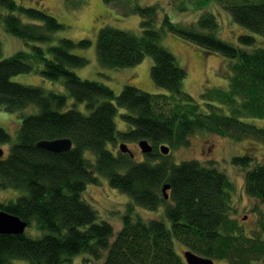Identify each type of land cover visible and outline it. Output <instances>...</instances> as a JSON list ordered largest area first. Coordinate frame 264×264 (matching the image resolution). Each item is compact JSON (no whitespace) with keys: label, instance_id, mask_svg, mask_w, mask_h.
I'll use <instances>...</instances> for the list:
<instances>
[{"label":"trees","instance_id":"1","mask_svg":"<svg viewBox=\"0 0 264 264\" xmlns=\"http://www.w3.org/2000/svg\"><path fill=\"white\" fill-rule=\"evenodd\" d=\"M65 2L78 6L72 0ZM220 4L236 22L264 36V0ZM1 5L38 22L26 23L14 13L2 17L4 29L26 43H48L65 27L44 8L23 7L15 0H0ZM125 13L141 16L142 32L135 34L111 26L100 28V63L117 69L134 66L151 55L155 61L152 78L166 93H151L126 84L116 95L107 84L78 76L73 69L85 66L88 60L77 56L73 49L87 47L91 43L88 38H60L48 47L50 57L46 56V48L35 45L30 51L19 49L1 58L0 40V108L21 118L18 140L0 158V189L26 191L15 200L0 202V209L21 219L32 218L37 228L46 231L40 237L26 232H1L0 264H10L15 259H26L28 264H66L82 252L100 257L105 250L108 252L104 264H187L175 250L174 238L186 250L214 260L264 264V217L256 230L247 233L231 216L234 184L225 170L216 162L204 164L197 159L180 163H174L167 155L155 159L160 143L178 148L188 144V136L200 130L234 141L254 137L264 144V126L241 119L264 118V47H257L256 39L246 34L238 39L243 46L253 48L223 40L216 34L218 22L211 12L202 14L192 28L171 21L168 15L158 28L157 6L136 4ZM164 29L206 55L218 54L233 61L229 89L214 88L201 93L209 110H203L202 104L185 92L186 69L161 44ZM25 71L62 80L67 94L12 80L13 75ZM69 96L76 105L85 103L89 113L75 107L61 110ZM213 102L223 104L230 113L225 114L223 107ZM31 105L39 108L38 113H25ZM118 107L124 109L122 116L130 125L129 130H117ZM60 137L73 140L72 150L52 152L37 146L40 140ZM118 139H147L153 152L146 160L135 161L129 153H115L111 148ZM10 142V133L0 126V143ZM87 151L91 157L85 156ZM255 160L254 155L245 153L234 156L231 162L244 169L245 193L264 204V164H255ZM99 175L130 196L129 213L134 205L150 209L164 206L170 225L163 219L146 221L139 214L134 218L126 213L123 226L115 235L114 226L101 219L83 196L87 185L99 182ZM166 182L171 184L169 199L163 191Z\"/></svg>","mask_w":264,"mask_h":264},{"label":"rangeland","instance_id":"2","mask_svg":"<svg viewBox=\"0 0 264 264\" xmlns=\"http://www.w3.org/2000/svg\"><path fill=\"white\" fill-rule=\"evenodd\" d=\"M18 5L23 7H31L46 10L48 13L57 17L64 28L54 34V39L48 43L39 41H28L12 35L4 29L2 17L8 13H14L26 23H38L36 20L29 18L19 10H10L4 6H0V40L3 45V54L1 58H6L13 55L19 49L25 51L32 50L35 45L46 48V56H51V51L48 47L55 45L60 38H69L72 40H81L88 38L91 43L87 47H76L73 49L75 54L87 58L88 63L82 67H75L73 71L78 76L84 79L98 80L110 86L116 95H119L123 86L132 84L140 87L151 93H166L167 90L157 85L151 74L152 65L155 62L151 55H146L142 62L134 66L123 68H108L103 67L99 61L97 50V39L100 28L111 26L121 30L140 34L142 32L140 21L141 16L131 13H125L128 7L133 5L140 6H157L160 12L158 28L162 26V20L166 15L171 21L182 25L185 28H192V25L197 24L198 19L205 12L215 14L218 28L216 34L228 42L245 47L238 39L241 35H251L256 39V46L264 47V36L246 28L236 22L232 14L220 4L222 2H233L238 0H72L76 7L67 5L65 0H15ZM255 3L260 0H251ZM161 36V44L169 49L177 58L178 63L186 69V77L184 80V90L193 95L201 104L203 110H209L208 104L203 99L201 93L214 88L229 89L232 76V62L230 58L220 56L218 54L206 55L190 42H185L177 38L174 33L164 29ZM254 47V46H253ZM250 47V48H253ZM249 48V47H245ZM249 48V49H250ZM204 57V58H202ZM12 80L26 85H35L43 88L45 91H58L67 94L64 82L46 78L42 73L32 71L19 73L12 76ZM207 98V97H206ZM74 98H68V108H77L85 114L89 110L85 103L81 102L77 105ZM208 99V98H207ZM212 99V98H209ZM116 102V100H115ZM209 103H212L209 101ZM214 105L223 107V112L229 114L230 110L226 106L218 103ZM67 108V109H68ZM119 109L115 121L117 130L125 131L130 129V125L123 119L122 113L124 109ZM39 108L31 105L25 113H38ZM242 120L264 126V118H255L252 116L242 117ZM21 118L19 114L7 112L0 108V126L5 127L12 137L10 143H0V147L5 150V156L8 154L10 145L18 140V133ZM188 144L181 145L178 148H173L169 144L160 143L158 145L159 155L155 159L159 160L163 155L169 156V159L174 163H180L185 160L197 159L204 164H212L216 162L219 168L225 170L231 181L234 184L233 190V207L231 216L238 220L239 224L244 227L247 233L258 228L259 222L264 217V204L256 199L249 198L244 191V169L236 166L231 162L234 156L251 153L256 157L257 162L264 164V144L262 141L254 138H244L239 141L230 140L228 137L207 133L205 131H197L188 136ZM118 141V142H117ZM116 141V149L120 142L129 144L134 152L135 161L146 160V154L138 146L137 141H126L118 139ZM166 144L170 148L168 154L161 153L160 145ZM86 157H91V153L85 152ZM252 167V166H251ZM98 183L87 185L83 192L84 198L97 212L101 219H104L112 224L115 229V234L122 228L123 216L128 214L130 196L124 191L118 190L109 184L105 176H100ZM21 189L8 188L0 189V202H6L10 199H17L22 195ZM14 199V200H15ZM164 206L157 209L144 208L139 205H134L132 214L133 217H138L148 221L151 219H163L168 225L169 220L166 217ZM134 217V218H135ZM26 233L33 237H40L44 232L37 229L35 226L27 227ZM175 250L184 257L185 248L181 242L174 238ZM105 250L100 257H96L89 252H82L76 255L70 263L66 264H104L106 254ZM185 258V257H184ZM26 259H15L10 264H28ZM215 264H228V260L215 259Z\"/></svg>","mask_w":264,"mask_h":264},{"label":"water","instance_id":"3","mask_svg":"<svg viewBox=\"0 0 264 264\" xmlns=\"http://www.w3.org/2000/svg\"><path fill=\"white\" fill-rule=\"evenodd\" d=\"M72 140L70 138H58L53 140H41L37 143V146L44 148L52 152H62L72 149ZM141 150L145 153L151 152L153 150V145L147 139L140 141ZM170 147L166 144L160 145V150L164 154L170 152ZM121 149L123 151L129 150L126 143H121ZM3 155V150L0 149V156ZM169 187H164L163 191L166 193V190ZM166 197L168 195L166 194ZM27 224L21 220L19 216L11 214L5 210L0 209V233H13V234H22L25 232ZM184 257L187 264H215L213 258H208L201 256L199 254L193 253L192 250H184Z\"/></svg>","mask_w":264,"mask_h":264},{"label":"bare ground","instance_id":"4","mask_svg":"<svg viewBox=\"0 0 264 264\" xmlns=\"http://www.w3.org/2000/svg\"><path fill=\"white\" fill-rule=\"evenodd\" d=\"M67 108H68V103H67L66 105H64V107H62L61 110H65V111H66ZM60 138H68V137H60ZM54 139H58V138H54ZM70 139H71V138H70ZM44 140H53V139H44ZM71 140H72V139H71ZM141 140H143V139H141ZM141 140H137V144H138V146H139L140 148H141V146H140V141H141ZM40 141H41V140H40ZM72 142H73V140H72ZM124 142H125V141H124ZM121 143H123V142H120V143H119V145H118L119 148H118V149H116V144H115L114 146H113V144H111L110 146H111V148H113V150L115 151V153H117L118 151H121V152H123V153H129V154L132 156V155L134 154V152H133L132 149L130 148L129 144L126 143V145H127V147H128L129 150H127V151H123V150L121 149ZM73 145H74V143H73ZM73 145H72V147H73ZM11 147H12V146L10 145L9 150H8V153L10 152ZM0 149L3 150V155L0 156V158H3V157L5 156V153H6V152H5V150H4L3 148L0 147ZM71 150H72V149H71ZM160 151H161V150H160ZM152 152H153V150H152L151 152H148V153H145V152H144V153H145L146 156L148 157L149 154H151ZM161 153H163V152L161 151ZM6 155H7V154H6ZM139 162H141V161H139ZM164 187H169V189H170V188H171V184H170L169 182H166V183H164V185H163V188H164ZM169 189H167V190H166V193H164L166 199H169V193H168V190H169ZM22 194H23V195L26 194V191H25V190L22 191ZM166 194L168 195V197H166ZM249 198H250V197H249ZM5 211H6V210H5ZM7 212H8V211H7ZM9 213H10V212H9ZM11 214H12V213H11ZM14 215H15V214H14ZM16 216H18V215H16ZM20 218H21V217H20ZM31 219H32V218H30V219H29V218H28V219H21V220H23V221L27 224V227H28V224H29L30 226H35V227H37V226H36V221H35V220H32V221H31ZM122 226H123V225H122ZM27 227H26V229H27ZM37 229H39V228H37ZM39 230L42 231V232H44V233L46 232V231L43 230V229H39ZM120 230H121V229H120ZM120 230H119V231H120ZM119 231H118V232H119ZM25 232H26V230H25ZM25 232H24V233H25ZM118 232H117V233H118ZM117 233H116V234H117ZM0 234H1V233H0ZM22 234H23V233H22ZM116 234H115V235H116ZM114 238H115V237H113V239H114Z\"/></svg>","mask_w":264,"mask_h":264},{"label":"flooded vegetation","instance_id":"5","mask_svg":"<svg viewBox=\"0 0 264 264\" xmlns=\"http://www.w3.org/2000/svg\"><path fill=\"white\" fill-rule=\"evenodd\" d=\"M132 157L134 158V154L132 155Z\"/></svg>","mask_w":264,"mask_h":264}]
</instances>
